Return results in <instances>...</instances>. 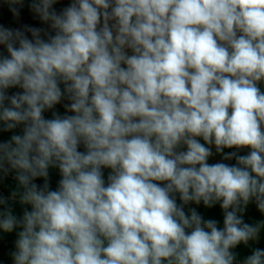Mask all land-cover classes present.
I'll return each instance as SVG.
<instances>
[{"label": "clouds", "instance_id": "clouds-1", "mask_svg": "<svg viewBox=\"0 0 264 264\" xmlns=\"http://www.w3.org/2000/svg\"><path fill=\"white\" fill-rule=\"evenodd\" d=\"M57 2H30L48 29L0 25V132L22 126L0 176L31 207L18 218L0 197L14 264H235L264 230L243 220L252 201L264 214V0ZM5 3L19 18L24 0ZM65 98L73 114L45 118ZM212 145L236 164L208 163ZM201 202L222 228L185 212Z\"/></svg>", "mask_w": 264, "mask_h": 264}, {"label": "flooded vegetation", "instance_id": "flooded-vegetation-1", "mask_svg": "<svg viewBox=\"0 0 264 264\" xmlns=\"http://www.w3.org/2000/svg\"><path fill=\"white\" fill-rule=\"evenodd\" d=\"M30 4L28 5H23V7L20 9V16L19 18L13 17L12 13L9 11V6L8 5H0V16L5 17V19L7 20V24L9 23H13L14 27L16 28H22L24 25H28L30 27H39L42 28L40 26V24L38 23L36 17H35V13H33L31 11V9H29ZM19 7V6H18ZM29 9V11H28ZM12 28V27H11ZM44 29H48V25H45ZM50 31V29H49ZM29 38H30V33L28 34ZM63 85L61 84V88L63 89ZM17 91H22L21 89L18 88H13L8 90V94L11 95ZM70 101L65 99H62L60 104H57L55 106V109L53 108L52 110H47L44 115L45 118L50 119L52 118V113L53 112H57L60 115H72L70 114V112H67L65 105L69 104ZM13 134H22V126H18L14 131L12 132H7V133H3L0 132V141H6L8 140L11 135ZM80 151H84V147L83 145L80 146L79 148ZM247 148L244 149H236V152L238 155H247L248 152H246ZM223 162V163H227L229 165H234L236 164V160L232 159V160H223L220 159L219 161L215 162ZM213 164V163H211ZM110 169H103V173H104V178H105V182L107 183V176L110 173ZM14 173H9L6 176H0V197H3L7 200L8 206H10L12 208L13 214L15 216L22 217L23 212L25 209L27 210H31L30 205H23L21 204L19 197L17 196L15 199H13L10 195V193L12 191H14L17 187V181L14 179ZM61 178L60 172L58 170V168H50L49 169V184H50V188L52 190H55L58 187V182ZM34 183H36L38 186H42L44 183L43 178H37L36 180L33 181ZM177 199H179V197L177 196ZM251 207V206H250ZM249 207V205H247L244 213H243V220L245 223H249V224H256L259 221H261L262 219H264V216L259 218L260 220H258V217L255 218L256 220L253 219V214H252V209ZM197 208L199 209V214L203 216L204 219H213L216 220L218 222V227L222 228L223 227V210L220 207V204L217 203L212 207H206L203 205V203L201 202L199 205H197ZM186 213L188 211H185ZM17 230H14L11 233H4L2 230H0V257H4L5 259V263L12 259V252L10 251V249H12V246L15 245V242L18 238L17 236ZM253 244L255 245V247L260 248L262 250H264V230H262L261 234H260V238L258 241L256 242H250L248 246H245L244 244H240L238 245L233 251L237 254V260L235 263H238L237 261L239 259L242 260L241 255L243 253V255L245 253H247L248 251H250L251 249H253ZM243 251H242V250ZM248 256L244 255V258ZM238 257H240L238 259ZM244 260V259H243ZM241 264H243V262H240Z\"/></svg>", "mask_w": 264, "mask_h": 264}, {"label": "rangeland", "instance_id": "rangeland-1", "mask_svg": "<svg viewBox=\"0 0 264 264\" xmlns=\"http://www.w3.org/2000/svg\"><path fill=\"white\" fill-rule=\"evenodd\" d=\"M71 2V0H58V2L53 6L54 7V9L59 13L60 11H62L65 7H67L68 5H69V3ZM30 9V8H29ZM29 9H28V11H29ZM35 17H36V19H37V21H38V23L40 24V26L42 27V28H44L45 27V25L46 24H44L42 21H40V19L38 18V16H36V14H35ZM0 25H3V26H6V25H8L7 24V20L5 19V17H2V16H0ZM16 27H14V29H15ZM0 52H3L5 55L7 54L6 53V51H5V49L3 48V46H0ZM54 109H55V107H54ZM233 151H236V150H232V151H230V150H228V151H225L224 150V152L225 153H228V152H233ZM250 151V149H247L246 150V152H249ZM220 159H223V154L222 155H216V153L215 152H213V155L209 158V160H208V163H215V162H217V161H219ZM249 207L252 209V214H253V219L254 220H256L255 218H257L258 217V220H260L259 218H261V217H263L264 216V214H261L260 212H259V210L257 209V206H256V204H255V202L254 201H252V202H250L249 204ZM252 248H257V247H255V245L253 244V247ZM242 250V249H241ZM10 251L11 252H13V251H15V247L13 246L12 247V249H10ZM243 251V250H242ZM251 251H252V249L250 250V251H248L247 253H245L244 255H250L251 254ZM244 253V252H243ZM243 253H242V255H241V258H242V260L241 259H239L237 262L238 263H240V262H243V259H244V255H243ZM4 264H14V262H13V260L12 261H7L6 263H4Z\"/></svg>", "mask_w": 264, "mask_h": 264}, {"label": "crops", "instance_id": "crops-1", "mask_svg": "<svg viewBox=\"0 0 264 264\" xmlns=\"http://www.w3.org/2000/svg\"><path fill=\"white\" fill-rule=\"evenodd\" d=\"M30 2H31V0H24V5H28V4H30ZM0 5H8L7 3H5V0H0ZM128 51V54L129 55H131V50H127ZM259 87L261 88V90L262 91H264V82H261L260 84H259ZM70 114H72V113H70ZM198 139H200V142L201 143H204V141H203V139L202 138H198ZM207 146V145H206ZM211 148H212V152H215L216 153V151H215V146L214 145H212V146H210ZM181 150H185V149H181ZM225 151H228V150H230V151H232V150H236L235 148H233V149H224ZM216 155H222V154H218V153H216ZM13 259H10V260H8V262L9 261H12Z\"/></svg>", "mask_w": 264, "mask_h": 264}, {"label": "trees", "instance_id": "trees-1", "mask_svg": "<svg viewBox=\"0 0 264 264\" xmlns=\"http://www.w3.org/2000/svg\"><path fill=\"white\" fill-rule=\"evenodd\" d=\"M5 27H9V28H14V24L13 23H9L8 25H6ZM177 203L179 204V203H181L180 202V200L179 199H177ZM192 208H195L196 209V211L197 212H199V209L197 208V204H195V203H189L188 205H185L184 206V210L185 211H188L189 212V210L190 209H192ZM14 247H15V245H13ZM12 246V247H13ZM14 252V251H13ZM240 257H238V259H239ZM5 263V259H4V257H0V264H4ZM235 264H241V263H235Z\"/></svg>", "mask_w": 264, "mask_h": 264}]
</instances>
